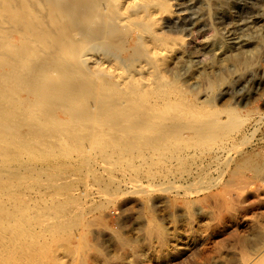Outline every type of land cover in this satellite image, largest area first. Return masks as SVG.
<instances>
[{
  "label": "bare ground",
  "instance_id": "6f19581e",
  "mask_svg": "<svg viewBox=\"0 0 264 264\" xmlns=\"http://www.w3.org/2000/svg\"><path fill=\"white\" fill-rule=\"evenodd\" d=\"M152 5L160 17L146 14ZM167 13V0H0V264H58V251L65 253L68 264H113L104 248L109 240L87 237L92 223L88 217L105 206L94 201V193L78 190L89 177L100 199L113 200L128 185L147 207L144 247L110 228L114 245L124 250L114 264H135L125 263L124 257L140 259L154 248L152 238L164 256L161 251L170 245V235L154 215L150 192L174 187L156 184L159 172L153 170H163L160 176L167 180L191 152L225 139L244 121L235 110L227 111L226 121L213 113L215 93L226 76L208 81L206 108L188 99L177 79L182 56L172 75H166L175 47L180 51L184 44L183 38L154 30ZM257 40L252 50L236 48L238 52L219 63L221 69L228 62L251 66L264 35ZM102 46L128 52L129 65L94 54ZM247 164H238L228 175L230 183L216 189L220 194L211 205L219 216L233 217L230 192L248 185ZM251 167L260 169L256 163ZM186 203L190 221L197 203ZM210 210L205 215H213ZM259 232L238 241L244 249L241 264H264V230Z\"/></svg>",
  "mask_w": 264,
  "mask_h": 264
},
{
  "label": "rangeland",
  "instance_id": "374dc122",
  "mask_svg": "<svg viewBox=\"0 0 264 264\" xmlns=\"http://www.w3.org/2000/svg\"><path fill=\"white\" fill-rule=\"evenodd\" d=\"M167 2L171 13L163 14L162 20L154 30L162 31L160 32L161 34L166 33V35H172V37L183 38L184 44L180 51L175 47L176 51L165 66L166 75H172L171 69L174 64L179 63V58L177 57L182 56L185 62H182L177 79L187 98L198 100L197 103L203 102L201 104L206 108V99L209 95L208 81H219L221 79L219 77L226 76L227 82L216 91L215 100L211 108L216 110L213 113L216 114L217 112V114H220L219 117L221 116L220 119L222 121L228 120L227 111L229 110L238 112L240 116L244 117V121L241 127L236 130L237 132L234 131L230 136H226L225 139L222 138V140L216 141V144L210 143L206 148L203 147L200 150L196 149L194 153L191 152L193 158L190 157L186 160L184 166L181 165L180 167L177 165V167H174L176 169L167 178L168 181L160 176V174L164 175L163 170H160V168L156 169L157 171L153 170L154 174L159 172V174H156L158 176L154 181L156 184L167 185L168 183L169 187H174V189L168 191L150 192L155 204L154 215L158 218V223L163 228L165 227L169 233L171 240L169 244L172 245L163 248L161 252L165 254L163 256V253H161V256H159L157 249H155L157 247L156 239L152 238L153 249L145 250L140 259L128 255L124 257V261L125 263L134 262L135 264H241V254L244 249L238 241L243 238L253 239L252 235H254L255 230L256 232L260 231L259 233H263L264 230V45L258 48L259 52L257 56H254L255 59H253L249 67L243 68V66H235L228 62L226 69L223 70L219 63L238 52L237 49L240 47L243 48L239 51L252 50L258 41L257 39L264 35V0H167ZM155 6H150V10L147 9L146 14H154L155 17H160L159 10ZM132 32L130 34L136 40L138 32L136 30ZM96 52L94 54L99 56L108 54L109 57L116 58L121 66L126 67L129 65L128 58L130 56L128 52H118L106 46L96 49ZM213 59H216V61H213ZM122 62L126 65H123L124 63ZM138 66V64L134 65V67ZM215 157L218 159L215 160ZM213 158L214 160H212ZM226 161L227 166H225ZM248 161L249 164L245 165L246 168L244 167V172L249 182L246 186L247 188L236 189L232 187L233 190H231L229 187L234 208L231 213L233 217L230 219V215L219 216V213L212 206L214 205L212 204L214 203V198L220 194L216 189L222 191V185L231 181V175L229 174H232L238 164ZM189 163L190 166L188 165ZM255 163L260 166L257 172L251 167V164L255 165ZM204 170L207 173H204ZM173 174L174 177L171 176ZM202 175H205L204 180ZM219 178L221 179L219 180ZM227 178L228 180L226 181ZM86 180L88 181L86 182ZM142 181L146 185L149 184V180L146 178H143ZM200 181L201 183H199ZM218 181H220V184ZM92 182V178H85V185L81 184L78 190L84 191L85 194L89 193L91 196L94 193V201L96 203H99L97 201H100V203L102 201L105 206L99 209L102 214H99L100 211L98 212L97 210L88 217V220H91L90 222L93 225L88 224L90 228L87 230V237L91 241H95L98 238L103 242L109 240V243L107 241L104 248L108 254L109 261L114 264L116 259L124 254V250L114 245V236L110 228L123 233L132 245L144 247L142 245L146 241L144 227L147 225L148 220L147 207L143 202L142 196L135 193L131 186L123 187L124 190L123 188L121 189L122 193L120 195L113 198V200H108L98 197L100 196L98 195L99 188L93 185ZM183 186L185 187L183 188ZM90 187L94 189L92 188L93 190L90 191ZM190 187L196 188H191L190 191ZM204 187H211V190ZM96 188L98 190H95ZM196 189L201 190V192ZM192 192L193 194H189ZM187 201L197 203L193 208V212L196 215L190 221L188 220L190 209L187 206ZM106 204L110 208H107ZM104 208L106 211H104ZM208 210L213 215H205ZM94 217H99L100 221L96 222ZM56 255L62 261L59 262L60 264H68V257L65 253L58 251ZM219 255L221 256L219 257ZM228 258H231L232 261H228ZM139 261L142 262L140 263ZM87 264H92V262L88 261Z\"/></svg>",
  "mask_w": 264,
  "mask_h": 264
}]
</instances>
